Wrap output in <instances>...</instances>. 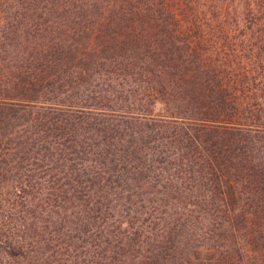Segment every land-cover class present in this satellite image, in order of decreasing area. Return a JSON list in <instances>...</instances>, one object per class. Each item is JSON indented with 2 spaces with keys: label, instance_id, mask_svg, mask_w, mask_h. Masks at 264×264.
<instances>
[{
  "label": "trees",
  "instance_id": "trees-1",
  "mask_svg": "<svg viewBox=\"0 0 264 264\" xmlns=\"http://www.w3.org/2000/svg\"><path fill=\"white\" fill-rule=\"evenodd\" d=\"M0 264H264V0H0Z\"/></svg>",
  "mask_w": 264,
  "mask_h": 264
},
{
  "label": "rangeland",
  "instance_id": "rangeland-1",
  "mask_svg": "<svg viewBox=\"0 0 264 264\" xmlns=\"http://www.w3.org/2000/svg\"><path fill=\"white\" fill-rule=\"evenodd\" d=\"M165 110H166V108H165L164 104L162 102L158 101L153 108V113L155 116L161 117V116L167 115Z\"/></svg>",
  "mask_w": 264,
  "mask_h": 264
}]
</instances>
